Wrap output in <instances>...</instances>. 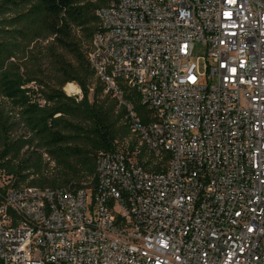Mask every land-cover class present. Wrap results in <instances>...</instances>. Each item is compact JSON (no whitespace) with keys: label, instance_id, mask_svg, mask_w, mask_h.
Instances as JSON below:
<instances>
[{"label":"built area","instance_id":"2783aa9c","mask_svg":"<svg viewBox=\"0 0 264 264\" xmlns=\"http://www.w3.org/2000/svg\"><path fill=\"white\" fill-rule=\"evenodd\" d=\"M95 15L89 62L165 170L112 151L93 185L0 175V264H264V0H107Z\"/></svg>","mask_w":264,"mask_h":264},{"label":"trees","instance_id":"16d2710c","mask_svg":"<svg viewBox=\"0 0 264 264\" xmlns=\"http://www.w3.org/2000/svg\"><path fill=\"white\" fill-rule=\"evenodd\" d=\"M106 1H0V171L6 169L15 186L42 175L36 160L42 155L31 148L44 150L59 171L60 181L42 175V188L82 186L94 177L100 152L118 151L127 109L105 93L88 58L95 13ZM69 84L81 98L67 95ZM139 164L154 173L165 170Z\"/></svg>","mask_w":264,"mask_h":264},{"label":"rangeland","instance_id":"374dc122","mask_svg":"<svg viewBox=\"0 0 264 264\" xmlns=\"http://www.w3.org/2000/svg\"><path fill=\"white\" fill-rule=\"evenodd\" d=\"M205 56H206L205 46L203 44L196 45L194 52H193L194 60H197V59H199L201 57H205ZM199 66H200L201 70L204 71L205 62L200 61ZM71 96L81 98L82 92L80 91V93H78L77 95H71ZM134 105L136 106L139 113L144 112V108L141 106V104L139 102L135 101ZM125 120L123 119L119 122V126L121 127V133L124 134L125 136L121 137L120 140L118 141V143H119L118 151L123 152V153H131L132 149H133L132 157L136 161L139 162L140 160H142L144 164L149 163L150 169L153 167H159V166L162 167L163 169H165V166L167 164V162L165 161V156L154 155L148 149V147L145 145V143L141 140L140 136H138L136 133H133L129 127H128V130L127 129L125 130V128H124L125 125H128L127 118H125ZM124 131H126V133H124ZM33 151H37L38 155H42L41 160L39 158H36V160L38 159L37 162L42 164L41 165V167H42L41 173L46 178V180L48 182L53 181V180L60 181L61 179H60V176L58 173L59 172L58 168H57L56 164L48 157L46 152L42 149L31 148L29 150V153H32ZM28 156H30V154ZM23 157L25 158V156H23ZM0 175H2V177L9 178V179L13 180V182H15V178L12 175L8 174V171L6 169H2L0 171ZM42 175L32 174V176L27 180V182L20 184V185H29V183H31L32 181L37 183L42 178ZM91 183L93 185L94 177L87 178L83 181V185H89ZM34 186L39 187L40 185L37 183ZM40 188H42V187H40Z\"/></svg>","mask_w":264,"mask_h":264},{"label":"bare ground","instance_id":"6f19581e","mask_svg":"<svg viewBox=\"0 0 264 264\" xmlns=\"http://www.w3.org/2000/svg\"><path fill=\"white\" fill-rule=\"evenodd\" d=\"M65 92L68 94V95H77L78 93H80V90L79 88L74 85V84H69L65 87Z\"/></svg>","mask_w":264,"mask_h":264}]
</instances>
